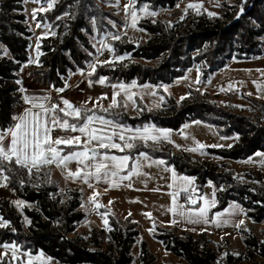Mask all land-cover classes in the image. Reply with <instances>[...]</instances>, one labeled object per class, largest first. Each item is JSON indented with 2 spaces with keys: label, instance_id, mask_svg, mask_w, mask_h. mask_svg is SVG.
<instances>
[{
  "label": "trees",
  "instance_id": "1",
  "mask_svg": "<svg viewBox=\"0 0 264 264\" xmlns=\"http://www.w3.org/2000/svg\"><path fill=\"white\" fill-rule=\"evenodd\" d=\"M179 2L136 0L135 11L146 7L155 13L166 11L169 17L140 21L138 28L148 36L144 44L131 42L127 36L114 41L115 56L128 58L122 63L97 67L92 77L95 82L103 78L112 86H152L163 97L161 109L148 111L139 106L130 113L124 109L103 112L96 108V114L114 118L132 130L149 128L177 133L189 123L201 122L213 126L221 137L236 138V143L231 149L206 151L209 158L222 161L218 166L185 152L176 154L167 142H132L134 147L129 152L111 150L110 154L134 159L144 153L163 160L178 175L193 179L201 193L209 184L214 185L215 212L236 203L248 220L264 223V177L249 171L244 174L246 183H241L228 165L264 154V102L243 96L250 103L244 111L233 105L231 96L222 100L191 89L189 97L178 103L164 91L195 66L200 69L201 81L206 83L233 61L262 58L264 0H238L234 6L224 5L217 17L175 12ZM22 3L23 0H0V129L15 123L13 117L23 105L22 85L17 83L21 82L23 69L27 67L30 79L42 88L64 89L69 72L86 63L82 48L91 50L86 36L92 33L89 22L93 17L101 20L111 15L101 9L99 0H60L48 15L57 29L56 36L42 41L41 70H36L29 60L32 35L26 26ZM63 16L66 19H61ZM6 167L10 169L3 173L9 177L8 188L26 207L19 214L9 200L0 201V218L10 225L0 229V246L15 245L34 255L42 252L58 264H134L132 249L140 231L132 218L123 221L111 212L107 233L96 230L79 233L78 227L86 219L82 195L67 187L63 199L61 181L56 177L59 173L54 166L34 169L31 174L15 164ZM240 235L243 247L238 253L232 251L228 240L218 245L205 233L196 236L176 226L158 228L155 238L176 260L174 264H264V234L257 235L241 225ZM140 264H157V258L144 241L140 243Z\"/></svg>",
  "mask_w": 264,
  "mask_h": 264
},
{
  "label": "rangeland",
  "instance_id": "2",
  "mask_svg": "<svg viewBox=\"0 0 264 264\" xmlns=\"http://www.w3.org/2000/svg\"><path fill=\"white\" fill-rule=\"evenodd\" d=\"M59 1L54 0L52 7L48 8L47 4L49 1L23 0L22 4L24 7L26 26L32 35L28 50L29 60L30 64L35 65L33 68L36 70H41L39 50L42 41L55 38L56 36L57 29L49 21L48 15L51 14L54 6ZM237 1L180 0L175 12L184 14L205 13L210 17H217L224 5L234 6L237 4ZM99 2L101 9L110 13L112 16H104L101 20L100 18L93 17L89 22L92 33L86 36L91 50L82 48V53L87 57L86 63L82 65V68L75 67L73 72H69V76L65 81L66 86L68 85L67 87H70L69 85L72 84L76 89L82 90L85 89L86 85H90V83L111 87L115 93L114 98L121 104L118 108H112L113 111L124 109L127 112L134 113L139 106L146 107L148 111L161 109L164 101L163 97L152 86L140 87L133 84L135 87H132V85L117 84V87H113L106 82L104 83L105 85L95 82L92 80V77L97 67L122 63L128 58L124 57L121 59L115 56V51L112 46L114 41L121 40L124 36H127L131 42L144 44L148 40V36L138 28L140 21L144 19H153L155 21L165 20L169 17V13L159 11L153 16L150 14L152 12L148 8L143 7L142 10L136 11L137 21L135 27H133L130 15L132 9L131 7L126 9V6L134 4L135 7L136 0H99ZM190 3L198 5V9L187 8V5ZM42 8L44 10L40 11L39 9ZM145 8L147 11H145ZM34 12L35 15H33ZM61 19H66V16L61 17ZM116 36H119V39L113 38ZM93 65L95 66L94 72L92 71ZM24 72H27L26 74L28 76L27 67H25ZM90 72L92 73L91 75H89ZM28 78L30 77L28 76ZM21 85L23 86L22 80ZM119 85H124L127 90L125 91L119 88ZM66 86L65 88H67ZM191 89L198 91L200 94L219 96L222 100H226L228 96H231L233 105L238 110L245 111L250 107V103L244 100L243 96L264 102V56L249 62L233 61L226 68L212 75L206 83L201 81L200 69L198 66H195L186 72L184 78L177 80L169 87H165L164 91L168 97L174 98L180 103L189 97ZM117 92L120 93L119 96H116ZM82 96L83 94L76 95L72 91H69L63 97L70 100V103L79 105ZM124 104L127 107H124ZM108 106L109 103L107 101L106 103L102 101L99 108H108ZM235 143L236 138L221 137L213 126L201 122H194L185 125L181 131L174 133L173 142L170 145L176 154L185 152L189 155L200 157L203 161H207L212 165L218 166L222 164V161L217 157L209 158L206 151L211 148L231 149ZM201 144L205 147L200 148ZM149 158L145 160L142 156L137 159L140 163V175H132L131 179L125 184L126 189L110 190L104 194L94 190L93 185L90 187V180L89 183H84L82 179L68 175L69 170L75 172L82 168V165H79L75 161L69 163L67 169L60 167L62 173L57 170L59 176L56 177L60 178L61 181L60 194H62L63 199L65 200L64 192L67 187L78 190L82 195V210L86 215V219L79 225V233H91L93 230L107 233L110 229L108 218L111 212L123 221L127 220V218H132L133 222L138 225L140 231V237L132 249L134 264H140V243L142 241L149 245L151 253L157 258V264H174L176 262L170 254L165 252L161 242L155 238L158 228L165 229L176 226L196 236L205 233L218 245H223L224 240H228L230 248L234 253H238L243 247V240L240 235L241 225L248 226L257 235L264 234V223L255 224L248 220L244 212L239 211V209H242L241 206L236 203L230 204L224 211L215 212L217 198L214 185L209 184L204 192L201 193L198 191L194 180L190 178L193 184L189 192L179 191L180 187L185 183L180 179L184 176L178 175L172 168L167 167L165 164L158 165L154 163L156 160L151 157ZM136 162L132 170H135L137 167ZM228 165L241 183H246L244 174L249 171H253L256 175L264 177V154L256 155L245 162H229ZM191 188H195V193L191 192ZM177 192L178 195L175 197L176 204L177 206L183 205L185 210L203 207L204 201L199 199L200 197L207 198L209 202L214 200L215 205L210 206L208 212L210 222L207 225L203 223L193 224L189 223L183 216L173 215L172 212H169V208L173 207L172 194ZM94 194H96L95 202L102 205L99 209L95 207V203L93 202L92 198ZM189 195H193L198 200V203L193 205L189 201ZM6 199L10 201L19 214H22L26 205L21 203L19 207L17 206V202L21 201L10 191L7 181L0 178V201ZM234 206H238V208ZM145 213H151V218L146 216ZM217 214L220 215V221H217ZM105 219L108 221L107 225L104 223ZM173 220L177 222L172 223ZM241 220L243 221L242 224L240 223ZM221 221H227V223L217 226V223ZM0 223H3L2 219H0ZM8 226L10 225L8 224ZM8 226H0V229L5 230ZM27 226L28 224L26 222L25 228ZM8 246H0V262H6L8 264H58L57 261L42 252L34 255L23 252L17 246H15V249L11 247L12 245Z\"/></svg>",
  "mask_w": 264,
  "mask_h": 264
},
{
  "label": "snow or ice",
  "instance_id": "3",
  "mask_svg": "<svg viewBox=\"0 0 264 264\" xmlns=\"http://www.w3.org/2000/svg\"><path fill=\"white\" fill-rule=\"evenodd\" d=\"M53 3L54 0H49L47 7L51 8ZM129 7L132 9L130 13L132 26L135 27L137 15L134 4L126 6V9ZM198 7V5L192 3L187 5L189 9H198ZM39 10L43 11L44 9ZM145 11H147L146 8ZM241 12H243V7H241ZM150 14L156 15L155 12ZM33 15H35V12ZM210 15L212 14L210 13ZM113 38L119 39V36ZM92 71H95L94 65ZM91 74L90 72L89 75ZM17 83L20 84L21 82L17 81ZM99 83L104 84L105 80L101 78ZM113 87L117 86L113 85ZM118 87L127 90L124 85ZM132 87H135V85H132ZM20 91L24 92L25 90L21 88ZM58 91L62 92L63 89ZM119 95L120 93L117 92L116 96ZM23 99L31 107L23 115L14 116L15 123L12 126L0 129V165L4 166L0 167V178L4 181L9 179L7 175L3 174L10 170L6 167L7 165L15 164L27 169L28 173L31 174L34 169L39 171L41 168L53 164L67 169L68 164L75 161L82 165V168L75 172L69 170V176L82 179L84 183H89L90 179H94L97 183L103 181L115 186L117 180H130L132 175H140V163L137 160V167L130 174L120 175L122 171H129L128 165L132 158L129 155H111V150L119 152H124L126 149L130 150L134 147L132 141L136 139H140L145 143L147 141L157 142L159 139L158 135L152 134V131L159 132V130H150L149 128H144L142 132L141 130H135V135H127L133 130L120 125L114 118H106L96 114V108L100 107L98 102H94L95 106L89 109L87 107L88 101H85L83 105H74L65 99L62 100L61 104L46 106L45 103L38 102L35 97L25 95ZM44 99L48 98L45 97ZM120 106V102L113 98L108 108H101L100 110L109 112L110 109ZM123 106L127 107L126 104ZM32 109H37V111ZM53 130L69 134L53 138L51 136ZM73 133H76V135H72ZM162 135L167 138L169 133L163 132ZM62 145L63 148L60 147ZM203 147L205 146L201 144L200 148ZM64 148L71 149V151L65 152ZM141 155L145 160L150 159L147 154L142 153ZM154 163L163 165L165 161L159 160L154 161ZM180 179L185 183L179 191L189 192L193 181L187 177H181ZM89 186L92 185L89 184ZM191 192L195 193V188H191ZM95 195L92 199L95 207L99 209L102 205L95 202ZM172 195L173 207L169 208L168 211L172 212L173 215L183 216L189 223L193 224L203 223L207 225L210 222L208 212L209 207L215 205L214 200L209 202L207 198L200 197L199 199L204 201L203 207L185 210L183 205L177 206L176 204L175 197L178 192ZM188 198L193 205L198 203L193 195H189ZM21 203L17 202V206L19 207ZM234 207L238 208V206ZM239 211L243 210L239 209ZM145 215L151 218V213H145ZM217 221H220L219 214H217ZM176 222L175 220L172 221V223ZM104 223L108 224L107 219L104 220ZM223 223H227V221H221L217 223V226H221ZM240 223L242 224L243 221L241 220ZM0 226L6 227L8 223H0ZM4 247L9 246L4 245ZM11 247L15 249V245Z\"/></svg>",
  "mask_w": 264,
  "mask_h": 264
},
{
  "label": "crops",
  "instance_id": "4",
  "mask_svg": "<svg viewBox=\"0 0 264 264\" xmlns=\"http://www.w3.org/2000/svg\"><path fill=\"white\" fill-rule=\"evenodd\" d=\"M24 69H23L22 77H21L22 78L21 79L22 80V84H23L22 88L25 90L24 92H22L23 97L25 95L30 96V97H35V98L38 99V102H43V103L46 104V106L52 105L53 96L59 94L58 91H54L51 88H42V87L34 84L32 82V80L30 78H28V76L26 74L27 72H24ZM82 91H83V96L80 98L79 105H83L85 101H88V104H87L88 108H93L95 106L94 102H98L99 105H100L102 101H107L110 104L111 101L113 100L114 96H115V93H114V91H113V89L111 87L102 86L100 84L93 85V84L90 83V85H86L85 89L82 90ZM45 97H47L48 99H44ZM103 97H106V98H103ZM65 99L68 100L67 98L63 97V100H65ZM68 101L70 102V100H68ZM30 107H31V105L26 104L24 102V99H23V105L17 109V116L23 115V113L26 110H28ZM32 110L33 111H37V109H32ZM150 130H159V129H150ZM141 132H142V130H141ZM163 132H168L169 133L167 138L163 137V135H162ZM68 134L69 133L60 132L59 130H53L52 133H51V136L53 138H55L57 136H65V135H68ZM135 134H136L135 130H133L131 133H127V135H135ZM152 134L159 136L158 141L157 142L147 141L146 143H154V144H156V143H160V142H167V143L171 144L173 142L174 133L169 131V130H159V132L152 131ZM72 135H76V133H73ZM117 142H119V141H117ZM132 142L145 143L144 141H142L140 139H136V140H134ZM60 147L63 148L64 146L62 145ZM64 149H67V148H64ZM115 151H117V150H115ZM124 152H129V150L126 149ZM111 155H114V154H111ZM116 156H124V155H116ZM147 156H149V155H147ZM141 157H142V155L140 154V155L135 156L134 159L130 160V163L128 165L129 171H127V172L122 171L120 174H122V175L129 174L131 172V170L133 168V165L136 162V160L138 158H141ZM156 161H159V160H156ZM51 166H54L60 173H62L60 167H57L55 164H53ZM127 182H128V180L127 181L126 180H123V181L117 180L116 181V185L114 186L111 183H105L103 181L97 183L94 179H90V183H91V185H93V189L96 190V191H99V192H101L103 194L107 193L110 190L111 191H116V190H119V189L120 190L126 189L125 184ZM129 183H130V181H129Z\"/></svg>",
  "mask_w": 264,
  "mask_h": 264
},
{
  "label": "built area",
  "instance_id": "5",
  "mask_svg": "<svg viewBox=\"0 0 264 264\" xmlns=\"http://www.w3.org/2000/svg\"><path fill=\"white\" fill-rule=\"evenodd\" d=\"M68 86V85H67ZM66 86V87H67ZM70 87L64 88L63 91H58L59 94L53 96L52 99V105L61 104L63 100V96L68 93L69 91H72L76 95H82L83 91L82 89H76L74 85L70 84Z\"/></svg>",
  "mask_w": 264,
  "mask_h": 264
}]
</instances>
